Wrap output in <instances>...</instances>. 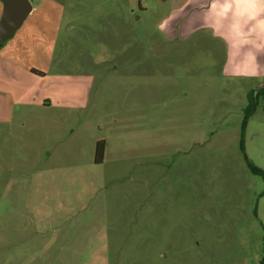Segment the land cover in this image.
I'll use <instances>...</instances> for the list:
<instances>
[{"label":"rangeland","instance_id":"obj_1","mask_svg":"<svg viewBox=\"0 0 264 264\" xmlns=\"http://www.w3.org/2000/svg\"><path fill=\"white\" fill-rule=\"evenodd\" d=\"M177 7L44 0L0 50V264H260L264 81Z\"/></svg>","mask_w":264,"mask_h":264},{"label":"crops","instance_id":"obj_2","mask_svg":"<svg viewBox=\"0 0 264 264\" xmlns=\"http://www.w3.org/2000/svg\"><path fill=\"white\" fill-rule=\"evenodd\" d=\"M44 0L31 2L30 9L21 16L7 14L6 0H0V50L7 49L9 43L15 39L18 31L31 19L34 28L40 26L35 13L40 9ZM175 8L169 20L172 28L168 29V36L174 38L186 37L196 28L210 27L214 35L222 37L227 44V59L224 70L231 75L258 78L264 81V0H173ZM219 28V31L215 29ZM177 26V33L174 31ZM181 27L182 30H181ZM32 28V27H31ZM173 29V30H172ZM5 59V58H4ZM1 63V82L6 78L17 79L20 64L13 60ZM34 66L30 70L32 77H46L48 71L43 67ZM37 75L34 71H39ZM43 70V71H42ZM19 74V75H18ZM34 96L30 101H37ZM44 100V99H43ZM43 103L51 102L45 99ZM3 111V108H1Z\"/></svg>","mask_w":264,"mask_h":264},{"label":"trees","instance_id":"obj_3","mask_svg":"<svg viewBox=\"0 0 264 264\" xmlns=\"http://www.w3.org/2000/svg\"><path fill=\"white\" fill-rule=\"evenodd\" d=\"M264 89V88H263ZM260 92V91H259ZM250 101H249V106L246 111V116L245 119L249 116L251 113L252 106L254 104V96H253V90L250 92ZM258 94V93H257ZM104 151H105V141L104 140H99L96 145V161L100 162L104 156ZM249 166L253 170V172L262 174L264 176V172L261 168L258 166L254 165L250 160H249ZM260 264H264V255L263 258L260 261Z\"/></svg>","mask_w":264,"mask_h":264},{"label":"water","instance_id":"obj_4","mask_svg":"<svg viewBox=\"0 0 264 264\" xmlns=\"http://www.w3.org/2000/svg\"><path fill=\"white\" fill-rule=\"evenodd\" d=\"M7 2V14L11 16H21L27 12L31 7L32 0H6ZM264 87V82L256 90L258 93L259 89Z\"/></svg>","mask_w":264,"mask_h":264}]
</instances>
